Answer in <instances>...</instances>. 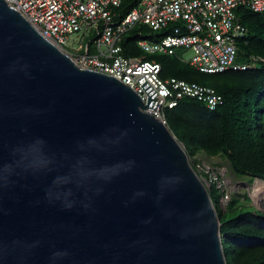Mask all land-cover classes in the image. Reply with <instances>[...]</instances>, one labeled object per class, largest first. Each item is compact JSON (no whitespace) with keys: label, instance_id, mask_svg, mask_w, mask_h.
Here are the masks:
<instances>
[{"label":"water","instance_id":"95a60500","mask_svg":"<svg viewBox=\"0 0 264 264\" xmlns=\"http://www.w3.org/2000/svg\"><path fill=\"white\" fill-rule=\"evenodd\" d=\"M139 85L145 105L0 0V264H226L210 186Z\"/></svg>","mask_w":264,"mask_h":264},{"label":"built area","instance_id":"2783aa9c","mask_svg":"<svg viewBox=\"0 0 264 264\" xmlns=\"http://www.w3.org/2000/svg\"><path fill=\"white\" fill-rule=\"evenodd\" d=\"M5 1L76 63L112 74L128 85L144 105L146 92L139 84L145 80L160 100L155 109L143 110L165 124V110L176 106L183 97L194 98L214 109L223 103V96L210 86L175 77L162 78L161 64L153 59L123 55L122 38L135 24H145L152 30L171 26V32L157 41L143 38L137 40V46L145 52L171 55L179 48L189 49L191 57L183 60L179 55L180 59L201 72L239 71L264 62L257 55H248L245 62L237 60L238 40L247 29L235 12L239 6L264 11V0H139L124 15L115 11L123 0ZM72 33L81 35V46L84 44L86 51L67 47L66 37ZM90 46L93 51H89ZM188 161L205 184L219 189V205L226 204L235 184L225 169L198 155L188 157Z\"/></svg>","mask_w":264,"mask_h":264},{"label":"trees","instance_id":"16d2710c","mask_svg":"<svg viewBox=\"0 0 264 264\" xmlns=\"http://www.w3.org/2000/svg\"><path fill=\"white\" fill-rule=\"evenodd\" d=\"M138 3L139 0H123L118 13L124 15ZM235 12L247 29L238 40L237 60L245 62L248 55L264 58V11L239 6ZM170 32L171 26L152 30L137 23L122 38V54L138 57L137 40L157 41ZM165 55L159 62L162 78L175 77L210 86L223 96V103L214 109L183 97L176 106L165 110L166 125L184 145L187 156L219 154L238 178L264 181V62L245 70L206 73L181 60L178 51ZM209 196L219 219L226 264H264V212L242 203L240 195L232 197L223 210L219 206L221 192L214 184ZM242 197L248 199L246 194Z\"/></svg>","mask_w":264,"mask_h":264},{"label":"rangeland","instance_id":"374dc122","mask_svg":"<svg viewBox=\"0 0 264 264\" xmlns=\"http://www.w3.org/2000/svg\"><path fill=\"white\" fill-rule=\"evenodd\" d=\"M118 12V10H115ZM81 35L79 33H72L66 37V45L68 48L73 49L75 51H86L84 44L81 46ZM92 37V36H91ZM86 42V41H85ZM94 48L92 46L89 47V51H93ZM180 56L183 58V60H188L192 52L189 49L179 48L177 49ZM140 59H148V60H155L158 62H163L165 59V54L161 52H155V53H149L142 51L139 49L136 53ZM182 144V143H181ZM184 147V145L182 144ZM185 149V148H184ZM200 158L208 161L209 163H212L214 165L223 167L226 171L227 177L230 181L234 182V190L231 193L230 199L234 197L235 195H240L241 202L246 203L247 205H253L256 208H259L262 212H264V183H262L259 180L253 179L252 181H249L246 176L238 178L235 176L229 169V165L227 160L221 156V155H214L212 157H207L205 155H198ZM244 194H246L248 199H244L242 197ZM236 197V196H235ZM230 199L227 201V203L230 201ZM226 204L219 205L223 210L226 207Z\"/></svg>","mask_w":264,"mask_h":264}]
</instances>
